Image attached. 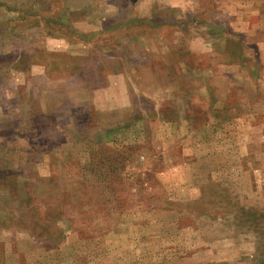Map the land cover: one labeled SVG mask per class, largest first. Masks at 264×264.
Returning <instances> with one entry per match:
<instances>
[{
	"label": "rangeland",
	"instance_id": "rangeland-1",
	"mask_svg": "<svg viewBox=\"0 0 264 264\" xmlns=\"http://www.w3.org/2000/svg\"><path fill=\"white\" fill-rule=\"evenodd\" d=\"M0 264H264V0H0Z\"/></svg>",
	"mask_w": 264,
	"mask_h": 264
}]
</instances>
